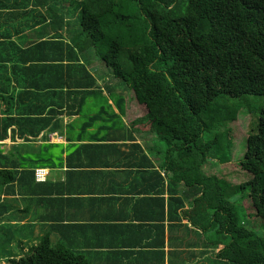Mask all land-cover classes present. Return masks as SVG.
<instances>
[{"label": "trees", "instance_id": "1", "mask_svg": "<svg viewBox=\"0 0 264 264\" xmlns=\"http://www.w3.org/2000/svg\"><path fill=\"white\" fill-rule=\"evenodd\" d=\"M26 2H42L50 22L51 13L59 12L62 35L25 50L14 41L0 40V69L9 64V82L14 83L11 94L1 91L9 95L1 96L8 108L0 113V142L12 127L23 137L27 130L47 125L22 118L27 114L18 104L22 96L36 97L25 79L28 70L58 69L60 81L54 86L59 93H85L96 84L79 61L89 50L108 69L107 86L122 84L146 108L140 123L156 131L172 179L193 188L192 196L199 195L206 212L212 213L206 227L228 240L217 255L220 263L264 264V236L243 225L239 206L244 209V192L238 196L247 187L254 214L264 221V106L251 115V98L264 97V0H0V12L16 17L17 11L29 9ZM66 2L77 5V27L64 22L70 16ZM64 28H74L69 38ZM53 52L59 55H48ZM15 87L20 89L16 95ZM240 110L251 121L236 166L251 179L227 187L202 168L208 159L219 165L231 161L229 124ZM6 159L0 153V174H19L7 171ZM9 263L85 264L76 252L51 246L47 236Z\"/></svg>", "mask_w": 264, "mask_h": 264}, {"label": "crops", "instance_id": "2", "mask_svg": "<svg viewBox=\"0 0 264 264\" xmlns=\"http://www.w3.org/2000/svg\"><path fill=\"white\" fill-rule=\"evenodd\" d=\"M26 4L16 17L0 12V40L25 50L62 35L59 12L50 22L42 2ZM79 61L96 80L85 93H59L60 72L52 67L30 68L25 77L36 97L22 96V118L47 125L23 137L12 127L0 142L7 171L19 173L0 174V248L8 245L0 264L45 236L85 264H222L217 255L228 240L206 227L212 213L193 188L172 179L156 131L140 123L146 108L122 84L107 86V68L91 51ZM10 70L0 69V113L8 108L2 94L14 88ZM35 170L45 171L43 180Z\"/></svg>", "mask_w": 264, "mask_h": 264}, {"label": "rangeland", "instance_id": "3", "mask_svg": "<svg viewBox=\"0 0 264 264\" xmlns=\"http://www.w3.org/2000/svg\"><path fill=\"white\" fill-rule=\"evenodd\" d=\"M66 4L69 6V17L66 19L70 22L71 25H78V9L75 3L69 2ZM74 26V27H75ZM69 29V30H73ZM108 70V69H107ZM124 91L125 90L124 88ZM251 102V115L255 113L258 115V109L264 106V97H252ZM144 112V111H143ZM251 115L246 112L245 110H240L237 115V120L230 123L229 127L232 130L233 142H234V149L232 152V159L228 164L219 165L217 161L208 159L206 165L202 168L203 173L207 176H215L223 180L224 184L228 187L229 186H237L240 184H245L250 181L251 175L247 172L240 170L236 165L240 157L245 152V139L247 137V129L248 125L251 121ZM244 192V199L242 207L243 210H240L239 206V217L243 222V225L253 231L257 236L263 237L264 236V221L260 218L256 217L251 207L250 201L247 197L249 190L248 188L244 187V190L238 194L241 196V193ZM235 202L239 201L238 197L233 198ZM243 211L244 213H241ZM1 247V246H0ZM0 248V253H4L8 251V245L2 246ZM10 253V252H9Z\"/></svg>", "mask_w": 264, "mask_h": 264}, {"label": "built area", "instance_id": "4", "mask_svg": "<svg viewBox=\"0 0 264 264\" xmlns=\"http://www.w3.org/2000/svg\"><path fill=\"white\" fill-rule=\"evenodd\" d=\"M35 179L37 181L43 180L45 176V171L44 170H35L34 173Z\"/></svg>", "mask_w": 264, "mask_h": 264}]
</instances>
